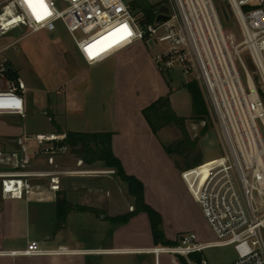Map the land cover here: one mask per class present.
Masks as SVG:
<instances>
[{
    "label": "built area",
    "instance_id": "1",
    "mask_svg": "<svg viewBox=\"0 0 264 264\" xmlns=\"http://www.w3.org/2000/svg\"><path fill=\"white\" fill-rule=\"evenodd\" d=\"M240 30V41L226 34L213 0H169L168 21L142 27L126 0H46L51 15L38 21L24 0L0 4V16L12 30L24 26L31 33L56 31L61 24L82 60L88 66L103 63L136 43L152 42L158 50L153 62L160 72H178L185 82L194 81L202 89L210 115L215 119L222 153L220 157L181 171L213 238L200 241L194 233L182 234L174 245L152 250L187 264H207L206 250L232 247L236 259L230 264H264V0H226ZM1 23V22H0ZM130 36H112L111 47L101 38L123 26ZM0 33L7 31L1 30ZM123 33L120 36L123 37ZM96 44L91 57L86 49ZM246 55L245 59L242 58ZM248 59V61H247ZM0 69V76L4 71ZM193 76V77H192ZM25 84L17 79L12 87L0 90V116H25ZM264 94V92H263ZM65 136L45 135L25 138L42 147L51 170L28 171L32 154L21 140V154H0V163L15 160L11 171L0 172L1 191L8 198L34 197L30 180L48 178L50 189L59 190V175L83 174L60 171L57 156L70 153ZM37 155V154H35ZM19 159V160H18ZM82 166V161L77 162ZM14 192H9V188ZM132 210V209H131ZM60 253H66L61 249ZM45 252L36 242L11 256H39ZM199 256L198 262L193 258Z\"/></svg>",
    "mask_w": 264,
    "mask_h": 264
},
{
    "label": "crops",
    "instance_id": "2",
    "mask_svg": "<svg viewBox=\"0 0 264 264\" xmlns=\"http://www.w3.org/2000/svg\"><path fill=\"white\" fill-rule=\"evenodd\" d=\"M4 1L0 0V4ZM152 58L147 53V44L141 42L91 67L79 55V67L87 70L85 75L71 79L62 74L61 90L40 88L47 95L44 115L51 124L48 131L42 132L26 122L32 114V104L25 93L24 117L0 116V154L20 155L17 141L21 140L26 151L35 157L42 147L33 148L29 143L34 141H24L35 136L110 133L113 155L125 174L142 184L144 202L160 216L165 240L174 243L182 234L190 232L200 241H208L213 235L181 178V171L165 152L160 132L153 134L142 116L144 108L170 91V104L175 112L171 96L176 89L171 76L169 86ZM61 156L55 158L58 170L85 173L59 175L58 191L50 189L52 184L48 178L30 180L34 197L8 198L0 188V264H179L171 255L152 252L163 245L154 244L147 214L138 213L124 225L107 220L130 214L134 207L125 184L113 171L101 163L77 166L80 160L76 158L71 166L67 161L63 164ZM43 160L44 169L51 170L45 155ZM32 166L35 171V165ZM92 173L98 174L93 177L98 179L96 183L74 181ZM58 194H63L72 206L99 213L72 211L58 227ZM207 231L212 238L207 236ZM30 242H36L45 253L10 255V252L23 251ZM61 249L67 252L60 253Z\"/></svg>",
    "mask_w": 264,
    "mask_h": 264
},
{
    "label": "rangeland",
    "instance_id": "3",
    "mask_svg": "<svg viewBox=\"0 0 264 264\" xmlns=\"http://www.w3.org/2000/svg\"><path fill=\"white\" fill-rule=\"evenodd\" d=\"M126 1L130 5L133 3L137 5H160V8L166 7V5L169 4V0ZM213 3L219 12V15L221 14L220 6L223 5L226 7L227 5L226 0H213ZM227 13L229 15L228 22L224 21L222 15L220 16L222 27L227 35L232 36L236 41H240V30L236 21L228 10ZM146 44L148 55L152 56L160 50L152 42H147ZM245 57L246 55L243 54L242 58L245 59ZM5 63L10 64L12 71H14L18 75V79L25 84V97L28 98L32 104V114L27 117L26 122L35 126V128L41 129L42 132L48 131V127H50L51 124L48 118L44 115L46 112L44 109L48 102L47 95L41 90L46 89L49 91L50 88L61 90L63 88V84L61 85L62 82H60L62 74L68 75L71 79H77L85 75L87 71L79 67V55L75 45L61 24L56 26V31L53 33H31L30 30L24 26H17L6 33H0V69H5L0 76V90H6L13 86V83L7 79V66ZM168 76L169 79L171 76L172 86L176 89L171 96L172 106L178 116L189 117L186 121V129L190 138L197 141L196 151L201 153L202 163L220 157L222 146L214 117L211 115L209 120H206V124L203 121L190 120V96L186 90L180 88L185 80L176 71ZM255 82L260 93L264 95V90L262 89V85L257 76L255 77ZM55 83L57 84L52 85ZM202 94L205 99L203 91ZM160 135L166 146L171 145L174 141L180 138L179 132L173 126L162 129ZM30 145L34 148L37 144L35 142H30L29 146ZM43 157L44 154L42 152L35 155V157H32L26 170H34L32 165H35V171L46 170L44 169L45 159L43 160ZM61 158L60 161H63V164L67 161L68 165L71 166L73 164L72 160L75 157L70 155V153H67L62 155ZM59 159L60 157L58 160ZM3 160L4 162L0 163V172L11 171L16 167L15 160L7 161L5 157H3ZM85 169L86 168H84V170ZM89 175L90 176H85V178H74V181H80L83 183H96L98 181L97 178H93L98 174L92 173ZM113 192L114 195L117 194L116 189H113ZM206 234L209 238H212L208 231ZM262 235L264 240V230ZM204 257L207 264H230L236 259V254L232 247L214 248L206 250L204 252Z\"/></svg>",
    "mask_w": 264,
    "mask_h": 264
},
{
    "label": "trees",
    "instance_id": "4",
    "mask_svg": "<svg viewBox=\"0 0 264 264\" xmlns=\"http://www.w3.org/2000/svg\"><path fill=\"white\" fill-rule=\"evenodd\" d=\"M160 5H137L133 3L131 8L133 14L138 17L139 24L144 27L154 23ZM7 66V79L13 84L16 83L18 75L12 71L10 64L5 63ZM162 76L170 86L171 79L169 76L172 72H161ZM181 87L186 90L191 100V118L190 120L203 121L211 117L206 101L203 97L202 91L198 83L194 81L183 82ZM170 94L159 98L148 107L142 110V116L146 120L149 128L153 134H158L165 127L173 126L180 134V138L174 141L171 145L165 146V152L173 158L174 165L179 171L193 169L202 164V155L196 151L197 141L192 140L186 129L187 118L178 116L172 109L170 104ZM262 95V94H261ZM264 99V95H262ZM112 134L110 133H73L65 134L63 141L64 145L70 148V154L76 159L82 161L85 165H93L101 163L104 168L114 172V175L125 184L127 194L134 201V207L130 214L118 216L115 218L107 219L114 225H124L133 216L138 213H145L148 216L151 226L152 238L155 245L172 246L175 242L165 240L161 229L160 216L150 207H148L143 198V186L134 177L128 176L123 171L120 161L113 155L111 149ZM79 213H92L98 214L99 212L81 206H72L66 201L63 194H58L56 199V218L57 225L61 227L66 220L67 215L72 212ZM196 262L199 256L193 258ZM179 264H187L182 258L177 259Z\"/></svg>",
    "mask_w": 264,
    "mask_h": 264
},
{
    "label": "snow or ice",
    "instance_id": "5",
    "mask_svg": "<svg viewBox=\"0 0 264 264\" xmlns=\"http://www.w3.org/2000/svg\"><path fill=\"white\" fill-rule=\"evenodd\" d=\"M24 3L31 10L32 15L38 21L43 20L47 16L51 15V12L48 8L46 0H24ZM120 33L124 34L123 37L120 36ZM130 35H131V32L128 30L127 26L125 25L122 28H120L119 30H117L116 32L112 33L111 36L106 37V38H101L100 43L104 44L105 40H108L109 43H107L105 46L111 47L110 41L112 39V36L118 37L117 42H119V39H122V38L130 36ZM96 47H97L96 44H93L86 49V51H88L89 55L93 58L97 54V53L93 52V48H96Z\"/></svg>",
    "mask_w": 264,
    "mask_h": 264
},
{
    "label": "water",
    "instance_id": "6",
    "mask_svg": "<svg viewBox=\"0 0 264 264\" xmlns=\"http://www.w3.org/2000/svg\"><path fill=\"white\" fill-rule=\"evenodd\" d=\"M160 14L157 16L155 23L156 25H160L166 21H168L169 17H168V9L166 7H162L159 9ZM220 12L221 15L224 19V21L228 22L229 21V15L227 13V9L225 6L221 5L220 6Z\"/></svg>",
    "mask_w": 264,
    "mask_h": 264
},
{
    "label": "bare ground",
    "instance_id": "7",
    "mask_svg": "<svg viewBox=\"0 0 264 264\" xmlns=\"http://www.w3.org/2000/svg\"><path fill=\"white\" fill-rule=\"evenodd\" d=\"M0 22H1L0 23V27L2 26V29L1 30H3V31H9L10 28L7 27L8 26L6 24L7 21L4 20V17L3 16H0ZM8 189H9V192H14V188H11L10 189V187H9Z\"/></svg>",
    "mask_w": 264,
    "mask_h": 264
}]
</instances>
